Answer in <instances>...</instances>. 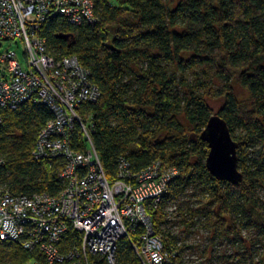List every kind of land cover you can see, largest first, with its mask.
Here are the masks:
<instances>
[{
  "label": "trees",
  "instance_id": "trees-1",
  "mask_svg": "<svg viewBox=\"0 0 264 264\" xmlns=\"http://www.w3.org/2000/svg\"><path fill=\"white\" fill-rule=\"evenodd\" d=\"M95 10V23L50 18L43 35L56 57L78 56L101 89L79 112L110 179L122 159L134 171L158 159L178 168L159 208L149 209L166 245L180 251L172 264H264V0H95ZM215 112L239 144L238 184L207 168L201 134ZM2 116L0 183L15 194H58L63 161L33 156L50 108L28 101ZM72 145L86 147L80 128ZM118 258L139 264L126 239ZM32 259L0 239V264Z\"/></svg>",
  "mask_w": 264,
  "mask_h": 264
},
{
  "label": "built area",
  "instance_id": "built-area-1",
  "mask_svg": "<svg viewBox=\"0 0 264 264\" xmlns=\"http://www.w3.org/2000/svg\"><path fill=\"white\" fill-rule=\"evenodd\" d=\"M72 25L95 23V0H0V127L2 112L28 101L53 114L37 135V160L61 159L65 187L58 194H15L0 183V239L17 241L33 255L25 264H120L126 239L139 264H172L180 255L168 247L149 209H157L179 170L161 159L134 171L122 159L110 179L79 108L98 101L101 89L78 56L56 57L43 35L50 18ZM22 42L27 69L12 44ZM77 128L86 147L72 145ZM0 155V166L5 163ZM170 214L174 208L168 209Z\"/></svg>",
  "mask_w": 264,
  "mask_h": 264
},
{
  "label": "water",
  "instance_id": "water-1",
  "mask_svg": "<svg viewBox=\"0 0 264 264\" xmlns=\"http://www.w3.org/2000/svg\"><path fill=\"white\" fill-rule=\"evenodd\" d=\"M59 38H70L71 34L62 32ZM201 139L208 142L209 154L206 159L210 173L219 180L238 184L242 181L243 173L239 170L238 141L232 137L231 129L225 118L217 112L210 117Z\"/></svg>",
  "mask_w": 264,
  "mask_h": 264
},
{
  "label": "rangeland",
  "instance_id": "rangeland-1",
  "mask_svg": "<svg viewBox=\"0 0 264 264\" xmlns=\"http://www.w3.org/2000/svg\"><path fill=\"white\" fill-rule=\"evenodd\" d=\"M17 44H18L17 47H16L15 44H12V48H14L18 52V58L21 60V62L23 64V67L25 69H27L26 58H24V54H23V51H24L23 44L19 40L17 41ZM0 69H1V67H0ZM207 235H208V232L204 228H203V230H200V233L198 234V236H201V237H204V236L207 237ZM195 236H197V235H195ZM205 237L202 240L203 242H206L207 241V240H205L206 239ZM224 246L221 247V248L219 247V249L222 250V248L223 249L228 248V250H229L231 245L229 246V244H225Z\"/></svg>",
  "mask_w": 264,
  "mask_h": 264
}]
</instances>
